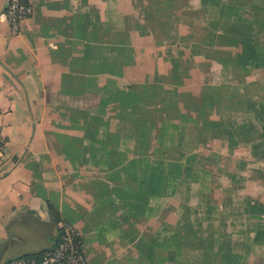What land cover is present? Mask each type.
Returning a JSON list of instances; mask_svg holds the SVG:
<instances>
[{"label":"crops","instance_id":"crops-1","mask_svg":"<svg viewBox=\"0 0 264 264\" xmlns=\"http://www.w3.org/2000/svg\"><path fill=\"white\" fill-rule=\"evenodd\" d=\"M193 1L196 6L190 0H148L135 10L134 3L120 6V0H28L30 14L11 30L1 15L6 0H0L3 225L32 220L47 226L42 244L49 246L57 232L53 207L57 224L77 230L89 264H264V199L261 193H237L247 179L264 189L263 167L245 175L237 170L264 159L259 106L262 119L254 127L245 118L243 124L232 118L196 124L195 101L185 110L182 98L189 91L181 88V95L157 106L158 122L146 114V103L156 100L149 92L154 83L183 85L194 76L171 45L186 42L204 83L211 63L219 64L223 80L236 84L248 81L245 65L264 63V0ZM161 60L169 61L164 71L158 70ZM233 63L244 69L231 70ZM177 64L182 70L172 72ZM208 121L206 138L217 148L222 133L224 151L202 150L200 127ZM188 122L198 127L191 137ZM230 123L234 131L244 126L239 139L231 136ZM142 127L145 143L154 142L155 150L142 153L139 142L125 143L131 135L135 143ZM243 144L246 157L237 152ZM176 154L199 162L201 171L187 179L172 162L169 171L161 167ZM222 158L232 160L229 169ZM222 172L228 182L220 185ZM226 222L229 230L218 229Z\"/></svg>","mask_w":264,"mask_h":264},{"label":"rangeland","instance_id":"rangeland-1","mask_svg":"<svg viewBox=\"0 0 264 264\" xmlns=\"http://www.w3.org/2000/svg\"><path fill=\"white\" fill-rule=\"evenodd\" d=\"M134 1L133 0H120V6L121 4L125 3V4H130L133 7ZM147 1L148 0H140V2L138 1V3L137 2L134 3V5L137 7H133V9L135 10L140 9L142 4L146 3ZM190 3L192 4V6H196L193 0H190ZM160 48L163 49L161 45H160ZM169 49H171L172 54L176 56V58L179 57L181 60H183V63H182L183 65L188 64L189 66L191 64L190 72L194 76H191L190 79L187 80L183 85H175V84H170V83L162 84L163 82L161 83L162 85L161 84L155 85L154 83L153 84L154 86L151 87L153 89L150 90L149 92H151L150 94H152L151 97H153L156 100L152 103H146L147 105L146 108L148 109V111L146 112L147 115L149 116L151 115L150 117L154 118L158 122L162 117V112L159 109H157V106L164 104V103H170L173 98L181 95L178 92V90H180L181 88H184L189 91V95L188 96L183 95L184 96L182 98V101L184 103L183 106L185 110H187V107H190L193 101H195L196 107L194 109H191V111L193 110L195 111L194 114H196V119L194 122L196 124H197V121H202L203 119L210 120L211 118H216V119L219 118L220 120H224V121H227L230 118H232V119H236L239 122L238 124H243V122H240V121L245 118L248 122L249 121L251 122L252 127L260 124V121L262 118L260 117L258 112H256L257 107L255 105L256 104L258 105L259 103H263L264 101L263 99L264 98V73H263L264 68L260 66V65H263L264 63H261L260 60L259 62L255 60L253 64L249 63L248 65H245L244 67L245 71L243 72L244 74H246L247 72L249 73L247 76H245V79L248 80L249 82L246 81L244 85L232 83L237 80V79L234 80V78H226V80H223L219 73V70H220L219 64L211 63L208 66V68H210L208 79L205 81L206 83H204L203 82L204 80L201 78L203 74H201L200 71L196 70L193 67L194 62L191 59V56H190L191 54L189 55L191 49L189 46L186 45V42H185V45H182V46L180 45V43H177V47H174L171 45ZM163 50H165V48ZM160 52H158L157 55L164 56L165 54V57L168 56L167 52L164 51V54ZM195 53H194V56L196 58ZM157 58L160 59V56H158ZM188 58H189V62H187ZM201 58H203V56ZM168 62L169 61L167 60L166 61L161 60L160 63L158 64V70L164 71L169 66ZM242 66L239 65L238 63H235V64L233 63L231 64V70L238 71L240 69H244L242 68ZM172 69H171L172 72H174L175 70H180V69L182 70V65L177 64V67L174 65V69L173 70ZM223 81H226V82H223ZM217 82H220V84H218ZM212 83H216V85H212ZM151 97L150 99L152 101ZM196 102H197V105H196ZM203 110H206L207 113H203ZM188 123L190 124L188 125L189 134H190L189 137H191L193 132H196L198 130V127H195L194 125H192L191 124L192 122H188ZM205 123H206L205 127H200V134H203V136L205 137L204 138L205 144L204 146H202V150L205 151V153L207 154L210 153L211 151H215L216 149H217L216 152L221 151V150L224 151L226 137H222V133H221V136H219L221 138H218L219 144L217 145V148H216L213 145V140L208 141V138H206L207 136L211 134V131H212L210 127L211 122L208 121ZM217 124L218 122L215 123L216 126ZM219 126L222 128V130L225 129V126L220 125V123H219ZM158 127L159 126H157V123H156V126H154L151 130L152 137L150 136V138L152 141L155 140ZM231 128L232 130L234 129V124L232 123H230V129ZM214 130H217V128L215 127ZM244 130H245L244 126L238 125L235 128V131L234 130L232 131L231 136H233L236 139H239L240 136L243 135L241 131H244ZM186 134H188V132H186ZM131 136L128 137L127 140L129 142H125L126 144H130L131 146L132 144H135V146L140 144V146L138 147L140 149V152L142 153L144 150L143 148L150 147L148 150H155L156 145L154 142H151L152 146H150L148 142L145 143L146 136H148V134L146 130H144L143 127L140 130V133H137L135 135V143H131L133 141ZM195 147H196V144H194L192 148L195 150L196 149ZM238 150H241L240 152L237 151L238 153L246 154V155H240V156L242 157L247 156L248 151L246 149L245 144L241 145V148H239ZM183 158H180L176 154V155H173V159H171V156L168 155L167 161H165L167 164L166 165L161 164L162 165L161 167L162 168L165 167L166 170L169 171V168L171 167V162H172L173 170L175 172H178V174L186 173V178L192 179L193 178L191 176L192 173H195V172L198 173L199 171H201L200 167H198L199 162L195 161L194 163H190L186 161L187 158L185 159ZM155 159L158 160V158H155ZM208 161L211 162L212 160H208ZM221 162L224 163L225 167L223 169L225 170L229 169L230 166L232 165V160L230 163L227 158H222ZM157 165H160L159 162H157ZM209 166L213 168L212 165H209ZM253 167H263L264 168V159L247 161L244 164V167H241L242 169H237V170H239L240 173L245 175L249 172V169ZM218 180H219L220 185L228 182L227 176L224 172H222V174L219 173ZM192 184H196V183L193 182L191 183V185ZM241 184L242 186L239 188L240 190H238L237 192V193H240L239 195H241L242 193H250L253 195L261 193L262 194L261 197L264 199V189L262 191H259L255 189V187L250 186L252 185V182L249 181L248 179L245 181L243 180ZM211 185H214V182H211ZM263 188H264V185H263ZM195 201H196L195 196H191L189 198V204H194ZM214 214H216V212H214ZM226 220L228 221V218H226ZM214 221H216V219ZM195 224L196 222L194 223V225L189 226L190 232L188 234H189L190 241L195 240V236H194L195 232L191 230L193 229V226H195ZM217 227L218 229L222 228V231L225 229L229 230L231 228L230 226H228L227 222L226 224H223V225L219 224V226L217 224ZM48 231H49V227L44 226L32 220H28L25 223H22V222L8 223L7 221L4 223V225H3V222L0 221V234H2L3 236L2 239L4 241L3 240L2 241L5 242L4 244L0 246V256L6 255V254L14 255L16 251H20V254H25V253L36 251L41 247H45V245L47 244L46 243L42 244V243L45 239L49 238ZM0 261H3V260H0Z\"/></svg>","mask_w":264,"mask_h":264},{"label":"built area","instance_id":"built-area-1","mask_svg":"<svg viewBox=\"0 0 264 264\" xmlns=\"http://www.w3.org/2000/svg\"><path fill=\"white\" fill-rule=\"evenodd\" d=\"M31 5L28 0H6L2 17L11 30L17 29L19 22L29 15ZM61 229L53 244L39 250L19 254L0 261V264H89L81 247L77 230L69 224H60Z\"/></svg>","mask_w":264,"mask_h":264},{"label":"trees","instance_id":"trees-1","mask_svg":"<svg viewBox=\"0 0 264 264\" xmlns=\"http://www.w3.org/2000/svg\"><path fill=\"white\" fill-rule=\"evenodd\" d=\"M241 85H244V84H241ZM264 99V98H263ZM258 106H259V109L262 111V113L264 114V101H263V103H259L258 104ZM0 151H1V141H0ZM50 214H51V218H52V221L55 223V225H56V236L54 237V242L56 241V239H57V236H58V232H59V230L61 229V226H60V224H57V222H58V213L53 209V207H50ZM53 244V243H52Z\"/></svg>","mask_w":264,"mask_h":264}]
</instances>
